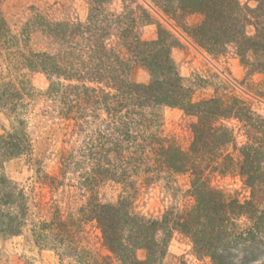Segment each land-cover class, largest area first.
<instances>
[{
	"label": "trees",
	"instance_id": "obj_1",
	"mask_svg": "<svg viewBox=\"0 0 264 264\" xmlns=\"http://www.w3.org/2000/svg\"><path fill=\"white\" fill-rule=\"evenodd\" d=\"M86 1L84 21L53 17L34 4L27 20L12 23L0 10V110L10 121V127L2 125L0 160L25 155L39 181L63 185L32 157L26 117L39 97H47L75 136L60 151L61 175L76 173L77 191L85 197L78 215H65L54 201L32 205L25 186L1 176L0 235L29 229L36 246L77 264H161L174 229L184 228L196 252L214 264H264V115L236 95L196 100L172 57L178 39L162 24L157 38L144 39L142 27L153 15L137 0H122V10L112 8L114 0ZM150 1L210 54L232 45L248 70L264 73V0L254 9L239 0ZM191 15L200 21L189 24ZM136 66L149 81L133 78ZM33 72L47 76L45 90L32 83ZM167 106L196 117L188 147L164 133ZM233 118L246 136L241 145L228 123ZM212 173L239 174L250 197L227 199L211 184ZM183 174H190L195 203L177 220L168 219L169 211L159 219L137 209L142 185H170ZM108 183L121 186L116 200L100 196ZM92 223L102 233L105 254L84 240Z\"/></svg>",
	"mask_w": 264,
	"mask_h": 264
},
{
	"label": "rangeland",
	"instance_id": "obj_2",
	"mask_svg": "<svg viewBox=\"0 0 264 264\" xmlns=\"http://www.w3.org/2000/svg\"><path fill=\"white\" fill-rule=\"evenodd\" d=\"M239 1L242 5L253 9L258 6L257 0ZM137 2L143 4L153 15V22L142 27L144 39L157 38L158 24L172 31L178 39V43L172 47V57L180 75L195 89L194 98L196 100L214 94L236 95L248 101L254 110L264 115V73L248 70L232 45L224 54L219 56L210 54L152 1L137 0ZM34 4L41 6L42 9L45 8L47 13L53 17L72 21H84L88 13L86 0H59L58 2L57 0H0V10L2 9L3 14L12 23H20L32 14L29 6ZM112 8L122 10L123 1L114 0ZM200 19V15L187 17L189 24H195ZM133 78L140 82H147L150 75L145 69L136 66L133 70ZM30 79L40 90H45L49 84L47 76L42 72L31 73ZM56 105L47 97H39L26 118L28 130L34 142L33 160H38L50 175L64 180L63 185L50 186L48 183L39 181L36 177L34 161L31 162L25 155L11 158L6 162L0 160V177L6 175L25 186L32 205L40 201H48L52 205L54 201L61 205L65 215L69 212L78 215V209L84 203L85 197L77 191V174L69 172L63 177L59 162L60 151L69 149L75 136H72L70 128L66 126V121L58 117L54 109ZM163 112L164 133L176 138L184 147H188L193 135L191 124L197 120L196 117L186 115L178 107L167 106ZM228 123L235 128L238 143L241 145L246 140L241 123L236 118ZM2 125L10 127V121L0 110V134L3 132ZM190 178V174H183L177 176L176 182L170 185L165 180L151 185H142L136 200L137 209L147 216L159 219L169 211L168 219L177 220L182 212L185 213L186 210L191 209L195 203V198L191 193ZM210 180L211 184L221 190L227 199L232 197L244 201L251 195L250 188L245 185L239 174L212 173ZM120 190L119 184L108 183L99 189V193L101 198L109 201L116 200ZM32 211H35V206L32 207ZM239 222H242L243 227L247 221L241 218ZM183 229H174L167 254L161 264H214L210 256H202L196 252L190 235L188 232L184 233ZM86 230L85 242L91 243L94 248L105 254L100 229L92 223L87 226ZM236 254L240 253L236 252ZM138 255L145 258L146 250L140 249ZM62 261L66 264H77L69 257H64L62 260L51 248L36 246L29 229L17 236L3 238L0 235V264H61Z\"/></svg>",
	"mask_w": 264,
	"mask_h": 264
}]
</instances>
